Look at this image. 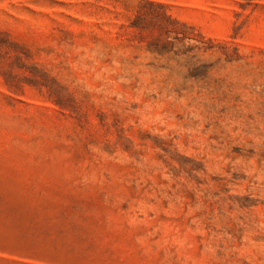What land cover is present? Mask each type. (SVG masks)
I'll return each instance as SVG.
<instances>
[{"label": "rangeland", "instance_id": "rangeland-1", "mask_svg": "<svg viewBox=\"0 0 264 264\" xmlns=\"http://www.w3.org/2000/svg\"><path fill=\"white\" fill-rule=\"evenodd\" d=\"M0 264H264V0H0Z\"/></svg>", "mask_w": 264, "mask_h": 264}]
</instances>
